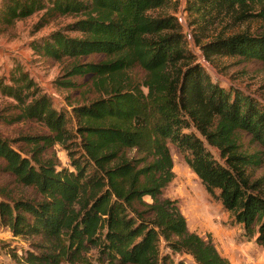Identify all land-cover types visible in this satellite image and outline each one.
I'll return each instance as SVG.
<instances>
[{"label": "trees", "instance_id": "obj_1", "mask_svg": "<svg viewBox=\"0 0 264 264\" xmlns=\"http://www.w3.org/2000/svg\"><path fill=\"white\" fill-rule=\"evenodd\" d=\"M178 0H0V26L42 13L70 20L32 40L36 54L70 62L56 81L75 89L77 78L116 77L139 66L148 78L116 79L99 97L54 107L19 64L0 76L10 100L1 120L33 122V134L0 133V169L35 193L16 197L0 186V226L28 247L17 264H230L210 233L191 231L177 199L164 194L173 179L168 144L184 156L205 190L220 200L243 235L264 248V107L213 81L189 49L176 15ZM191 37L203 58L237 57L264 63V31L208 35L226 15L264 17V0H184ZM256 9H258L256 11ZM153 11H156L154 13ZM210 37V38H209ZM204 39L207 41L203 42ZM102 60L82 61L88 56ZM108 88V89H107ZM248 135L258 150L244 149ZM67 155L61 166L55 146ZM207 145L218 150L213 159Z\"/></svg>", "mask_w": 264, "mask_h": 264}, {"label": "rangeland", "instance_id": "obj_2", "mask_svg": "<svg viewBox=\"0 0 264 264\" xmlns=\"http://www.w3.org/2000/svg\"><path fill=\"white\" fill-rule=\"evenodd\" d=\"M258 9H256L257 11ZM156 13V11H153ZM167 13L176 15L184 33L191 45L189 49L195 55L196 60L205 67L213 81L224 88H232L251 97L264 107V63L255 60H245L237 57H215L208 63L202 56L200 49L194 45L191 37V27L188 26V16L184 9V0H178L176 9H167ZM42 11L29 17L16 20L12 26L3 28L0 26V76H8L14 64L22 66L35 83L46 92L53 100L54 107L69 112L66 105V95L75 102H88L100 96L104 89L116 79L129 78L133 81H143L147 77L146 72L139 66L129 68L116 77L77 78L75 82L80 84L75 89H61L56 81L64 80L63 75L69 69L70 62L66 59L53 60L36 54L31 47L32 40L44 37L52 31L61 28L70 19L68 17L52 18L48 22L42 21ZM261 13H264L261 11ZM247 30L251 33L264 31V17L253 15L248 19H237L235 15H226L220 18L208 29V35L214 37L217 34L231 35ZM209 37V38H210ZM207 41L204 39L203 42ZM102 60L99 56H88L82 61ZM108 89V88H107ZM10 100L0 96V118L7 109ZM40 129L33 122L5 123L0 119V133L7 138H15L22 135L33 134ZM240 142L244 149L258 150V146L251 142L248 135H241ZM172 157L173 179L165 187L164 194L169 198L177 199L181 213L191 231L205 236L211 234L217 250L227 257L230 264H264V248L258 245L254 239H248L243 235L241 225L235 223L231 214L225 210L220 200L215 195L209 194L200 179L186 164L184 156L172 144H168ZM214 160L222 163L218 150L207 145ZM56 155L61 166H68L66 152L58 145L55 146ZM251 179L264 178V165L250 170ZM0 186L10 190L16 197L32 198L35 196L29 187L20 186L13 177L0 169ZM264 192V184L262 185ZM28 239L13 237L7 227L0 226V264H17L12 254H20L27 248ZM14 252V253H13ZM86 257L92 264H96V249H91ZM186 264H191L188 257H183Z\"/></svg>", "mask_w": 264, "mask_h": 264}]
</instances>
